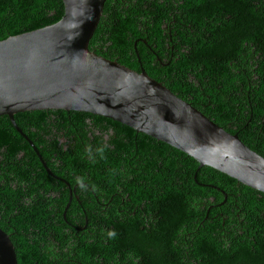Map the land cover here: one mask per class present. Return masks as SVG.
<instances>
[{
    "label": "trees",
    "instance_id": "16d2710c",
    "mask_svg": "<svg viewBox=\"0 0 264 264\" xmlns=\"http://www.w3.org/2000/svg\"><path fill=\"white\" fill-rule=\"evenodd\" d=\"M61 13V0H0V40ZM135 37L148 47L133 50ZM166 43L175 54L162 59ZM87 46L134 70L142 64L264 158V0H105ZM13 120L31 130L51 173L0 115V228L16 264H264V193L100 115L42 109ZM55 130L70 141L64 149L47 139ZM72 171L86 184L66 202L53 175L72 183Z\"/></svg>",
    "mask_w": 264,
    "mask_h": 264
},
{
    "label": "water",
    "instance_id": "95a60500",
    "mask_svg": "<svg viewBox=\"0 0 264 264\" xmlns=\"http://www.w3.org/2000/svg\"><path fill=\"white\" fill-rule=\"evenodd\" d=\"M103 2L61 0L55 22L0 40V115L33 149L14 113L63 109L100 115L171 145L194 158L197 167L208 166L264 193V158L236 132L228 133L142 70L88 49ZM0 264H16L1 228Z\"/></svg>",
    "mask_w": 264,
    "mask_h": 264
},
{
    "label": "flooded vegetation",
    "instance_id": "af4514ba",
    "mask_svg": "<svg viewBox=\"0 0 264 264\" xmlns=\"http://www.w3.org/2000/svg\"><path fill=\"white\" fill-rule=\"evenodd\" d=\"M141 12L142 13H147V10L146 9H142L141 10ZM136 23H137V14H136ZM168 41V40H167ZM160 50H161V56L160 57H164V58H170L171 56H173V54H175V51H174V49L172 48V46L171 45H169V43H166L165 44V47L164 48H159ZM168 49H170V51H169V53H167V50ZM152 53H153V51H152ZM139 70L141 71H145V69H144V67L142 66V64L139 66ZM50 117L51 116H53V115H49ZM89 126H91V125H89ZM31 131V130H30ZM30 131L28 132V133H25L24 132V134L28 137L29 136V138H30V135H29V133H30ZM96 133H98L97 131H96ZM87 134H88V136H89V139H88V142L89 143H92L93 142V139H94V137H92L91 135H90V133L89 132H87ZM49 136L47 137V139L50 141V140H52V139H55L56 141H57V145H61L62 146V149H64L65 147H67V145H68V142H70V141H68V138L66 137V134H65V132H63V131H61V130H58V131H53V132H51L50 134H48ZM101 138H102V135H101ZM107 135H103V138H102V142H106L105 140H107ZM23 141H25V140H23ZM10 152V151H9ZM24 154H27V152H23V151H20V152H18L16 155L20 158V157H22L23 159H24ZM3 155H4V153H3V151H2V149L0 148V159L2 158L3 159ZM37 155V154H36ZM37 157H38V159H39V161L40 160H42L41 159V156L38 154L37 155ZM43 161V160H42ZM6 162V160H2L0 163H5ZM44 162V161H43ZM41 163V162H40ZM47 169H49V168H47ZM50 170V169H49ZM6 174L9 176V177H12L13 176V173L12 172H10L9 170H8V168L6 169ZM63 172L66 174V170H63ZM2 173H4L3 171H0V174H2ZM71 175H72V181H74V180H76V181H74V182H72V183H70L69 181H67V179L66 178H64V177H59V176H54L53 175V177L54 178H56L57 180H59L60 182H62V186L63 187H65V194H66V196H67V199H66V202H68V197H71V199L73 198V199H77V194L79 195V194H81V192H79L78 191V189H77V185H81V184H86V182H85V180L83 179V178H81L79 181H78V179L77 178H79L80 176H78L77 174H75L73 171L70 173ZM60 179H62V180H60ZM1 182H3V180L2 179H0V183ZM64 182H66L67 183V185L64 183ZM9 185L10 186H12V188L14 187V185L15 184H10L9 183ZM57 194L56 193H52L51 194V196H56ZM66 202L64 203V205H63V208H64V206H65V204H66ZM84 228V227H83ZM82 227H81V229H83ZM67 232H68V228H67Z\"/></svg>",
    "mask_w": 264,
    "mask_h": 264
},
{
    "label": "rangeland",
    "instance_id": "374dc122",
    "mask_svg": "<svg viewBox=\"0 0 264 264\" xmlns=\"http://www.w3.org/2000/svg\"><path fill=\"white\" fill-rule=\"evenodd\" d=\"M162 26H164V25H162ZM164 27H166V25L164 26ZM137 40L138 41H142L143 39L142 38H138V37H135L134 39H133V43H137ZM147 47V46H146ZM151 53H152V51H151ZM153 54V53H152ZM157 59H160V58H157ZM162 59H169V58H164V57H162ZM27 138H29V137H27ZM30 139V138H29ZM25 140V139H24ZM26 141V140H25ZM31 141V140H30ZM27 142V141H26ZM31 144L33 145V143L31 142ZM43 167V166H42ZM43 169H44V167H43ZM45 171V170H44ZM65 207V206H64ZM63 212H64V209H63V211H62V219L64 218V216H63ZM82 217V216H81ZM63 222V224L65 225V229H66V231H67V228L66 227H68L69 226V222L68 221H65V220H63L62 221ZM85 223H86V217L84 216V225H85ZM53 234H56L55 233V230L53 229L52 231H51V234L50 235H53ZM53 241L55 242V244L57 243V240L56 239H54L53 238ZM65 250V249H64ZM66 254H68V251H67V253Z\"/></svg>",
    "mask_w": 264,
    "mask_h": 264
},
{
    "label": "clouds",
    "instance_id": "9594fccd",
    "mask_svg": "<svg viewBox=\"0 0 264 264\" xmlns=\"http://www.w3.org/2000/svg\"><path fill=\"white\" fill-rule=\"evenodd\" d=\"M104 1H105V0H104ZM137 41H138V40H137ZM141 42H142L144 45H146V46L148 47V45L145 43L144 40L141 41ZM133 50H135V43H133ZM154 54H156V56H155L156 58H159L158 55H157V53H154V52H153V55H154ZM110 60H111V59H110ZM128 68H129V67H128ZM130 69H131V68H130ZM136 69H137V70H134V69H132V70H134V71H136V72H139V66H136ZM62 110H63V109H62ZM64 111H65V110H64ZM66 111H69V110H66ZM23 133H24V132H23ZM150 137H151V136H150ZM152 138H153V137H152ZM154 139H155V138H154ZM158 141H159V140H158ZM162 142H163V141H162ZM164 143H165V142H164Z\"/></svg>",
    "mask_w": 264,
    "mask_h": 264
},
{
    "label": "bare ground",
    "instance_id": "6f19581e",
    "mask_svg": "<svg viewBox=\"0 0 264 264\" xmlns=\"http://www.w3.org/2000/svg\"><path fill=\"white\" fill-rule=\"evenodd\" d=\"M143 72H145L144 70H143ZM146 73V72H145ZM147 74V73H146ZM148 75V74H147ZM149 76V75H148Z\"/></svg>",
    "mask_w": 264,
    "mask_h": 264
}]
</instances>
